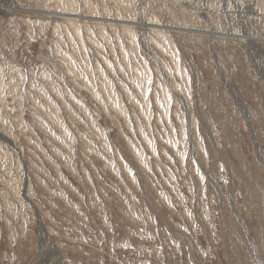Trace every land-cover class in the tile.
<instances>
[{"label":"rangeland","instance_id":"1","mask_svg":"<svg viewBox=\"0 0 264 264\" xmlns=\"http://www.w3.org/2000/svg\"><path fill=\"white\" fill-rule=\"evenodd\" d=\"M1 6L0 264H264V0Z\"/></svg>","mask_w":264,"mask_h":264},{"label":"bare ground","instance_id":"2","mask_svg":"<svg viewBox=\"0 0 264 264\" xmlns=\"http://www.w3.org/2000/svg\"><path fill=\"white\" fill-rule=\"evenodd\" d=\"M259 2H261V1H259ZM256 3H257V1H256ZM250 4H251V3H250ZM258 4H259V3H258ZM261 4H262V3H261ZM17 5H18V4H17ZM216 5H217V3H216ZM259 5H260V4H259ZM259 5H258V6H259ZM230 6H231V5H230ZM260 6H261V5H260ZM228 7H229V6H228ZM11 8H16V7H12V6H11ZM213 8H214V7H213ZM260 8H261V7H260ZM0 9H1V10H4V11L10 10V8H7L6 6H1ZM230 9H231V7L229 8V11H230ZM256 9H257V8H256ZM263 10H264V9H263ZM258 11H260V10H258ZM209 12H210V11H209ZM261 12H262V11H261ZM261 12H260V13H261ZM231 14H232V13H231ZM254 14H255V13H254ZM260 15H262V14H260ZM69 16L73 17V15H71V14H69ZM239 16H240V15H239ZM261 17H262V16H261ZM2 18H3V17H2ZM77 18H81V19H83V20L102 19V18H99V17H89V16H86V15L78 16ZM262 18H263V17H262ZM109 19H110V18H107V17H106V18H103L104 21H109ZM131 23H132V22H129V24H131ZM132 24H133V23H132ZM141 26L144 27V28H146V25H145L144 23H142ZM150 26H151L152 28H155L156 26H160V25H149L148 27H150ZM191 29H192V28H191ZM195 30H196V29H195ZM227 30H228V29H227ZM228 31H229V30H228ZM247 38H248V37H247ZM249 39H250V41H251V40H253L254 42L257 41V40H255V38H250V37H249ZM260 40H261V39H260ZM263 40H264V39H263ZM225 41H226V40H225ZM178 68H179V67H178ZM0 77H1V76H0ZM3 86H4V85H3ZM3 86H2V84H0V95L3 94V91H4ZM2 100L4 101V99H2ZM195 123H196V122H195Z\"/></svg>","mask_w":264,"mask_h":264}]
</instances>
